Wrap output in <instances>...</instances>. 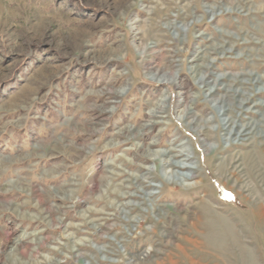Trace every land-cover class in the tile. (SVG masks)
I'll list each match as a JSON object with an SVG mask.
<instances>
[{"label":"rangeland","instance_id":"374dc122","mask_svg":"<svg viewBox=\"0 0 264 264\" xmlns=\"http://www.w3.org/2000/svg\"><path fill=\"white\" fill-rule=\"evenodd\" d=\"M0 264H264V0H0Z\"/></svg>","mask_w":264,"mask_h":264},{"label":"bare ground","instance_id":"6f19581e","mask_svg":"<svg viewBox=\"0 0 264 264\" xmlns=\"http://www.w3.org/2000/svg\"><path fill=\"white\" fill-rule=\"evenodd\" d=\"M166 75H167V74H166ZM171 76H172V75H171ZM152 111H153V110H152ZM187 112H188V111H187ZM188 113H189V112H188ZM157 154H158V152H156V155H157ZM181 155H182V153H181ZM179 156H180V155H179ZM184 160H185V159H184ZM180 162H181V161H180ZM178 163H179V162H178ZM178 166H179L180 168H182L180 165H178ZM187 167H188V166H185V167H183V168H187ZM180 168H179V169H180ZM175 172H176V171H175ZM174 176L179 177V179H181V178H182V179H186V178L189 177V176L184 175V174L181 175V177H180V176H178V174H175V173L173 174V173H172V174H171V177H174ZM177 179H178V178H177ZM179 179H178V180H179ZM175 180H176V179H175ZM187 180H188V179H187ZM179 181H180V180H179ZM184 181H185V180H184Z\"/></svg>","mask_w":264,"mask_h":264}]
</instances>
